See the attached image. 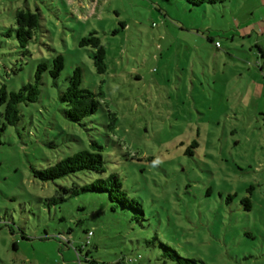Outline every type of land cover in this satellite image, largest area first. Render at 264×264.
Listing matches in <instances>:
<instances>
[{
	"label": "rangeland",
	"instance_id": "374dc122",
	"mask_svg": "<svg viewBox=\"0 0 264 264\" xmlns=\"http://www.w3.org/2000/svg\"><path fill=\"white\" fill-rule=\"evenodd\" d=\"M20 9L40 15L26 47ZM91 31L104 73L79 44ZM57 53V85L43 73L0 136V264H177L160 243L200 264H264V0H0V85L17 90ZM76 64L112 130L102 111L63 117L58 90ZM93 138L140 218L104 193L63 190L95 174L34 177Z\"/></svg>",
	"mask_w": 264,
	"mask_h": 264
},
{
	"label": "trees",
	"instance_id": "16d2710c",
	"mask_svg": "<svg viewBox=\"0 0 264 264\" xmlns=\"http://www.w3.org/2000/svg\"><path fill=\"white\" fill-rule=\"evenodd\" d=\"M185 1L191 5H200L203 3L222 2L224 0ZM16 23V40L20 47H26L31 40L33 31L40 26V15L29 9H20L16 11ZM79 44L93 47L91 57L94 68L97 73H104L106 70L105 49L96 32L91 31L87 36L82 37L79 40ZM63 68L64 57L61 53H57L48 61H40L34 72V80L23 83L17 90L9 91L4 84L0 85V136L7 126L15 125L19 122L21 117L19 107L22 104L27 105L38 100L43 73H47L53 83L57 85L56 82ZM83 74L82 64H76L66 77L65 87L58 90V100L63 105L61 108L63 117L80 124H83L85 119L98 122L97 114L102 111L106 117L110 118V122L104 125L105 128L112 130L116 121L115 113L103 108L101 91H93L83 86ZM193 144L195 145L196 142ZM103 149V144L98 139L93 138L90 140L88 148L77 149L44 168H32L33 175L41 181H55L56 179L71 177L78 172L95 174L98 176L97 178L82 184L73 183L72 187H64L63 190L74 195L80 193H104L110 202L114 204L113 206L132 209L136 212L137 218H140V216L144 215L142 206L137 200L127 196L122 188L120 177L115 172L104 176L106 167ZM90 236L88 241L86 238V244L89 242ZM160 244L166 251L167 257L177 264H200L197 259L183 257L170 246ZM92 262L95 261L92 260Z\"/></svg>",
	"mask_w": 264,
	"mask_h": 264
},
{
	"label": "built area",
	"instance_id": "2783aa9c",
	"mask_svg": "<svg viewBox=\"0 0 264 264\" xmlns=\"http://www.w3.org/2000/svg\"><path fill=\"white\" fill-rule=\"evenodd\" d=\"M90 234H91V232L89 231L88 234H87V236H86L87 241H88V238H89Z\"/></svg>",
	"mask_w": 264,
	"mask_h": 264
}]
</instances>
